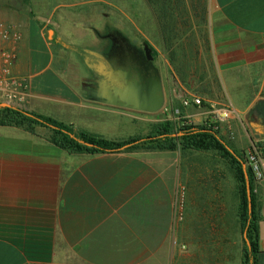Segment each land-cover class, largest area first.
I'll return each instance as SVG.
<instances>
[{
    "label": "crops",
    "instance_id": "1",
    "mask_svg": "<svg viewBox=\"0 0 264 264\" xmlns=\"http://www.w3.org/2000/svg\"><path fill=\"white\" fill-rule=\"evenodd\" d=\"M19 19L18 11L0 5V20L22 25L14 73L30 84L24 108L123 140L119 130L130 127L131 115L65 79L54 59L51 36L31 16L26 25ZM208 19L219 93L209 80L204 82L208 89L200 93L232 106L240 119L248 118L264 98V0H212ZM200 93H191L189 99ZM189 112L194 118L208 113L198 112L194 104ZM250 127L251 141L264 138L263 131ZM50 134L42 126L32 133L0 125V264L189 262L177 247L173 205L180 167L175 151L70 154L56 147ZM199 191L204 195L205 188ZM258 195V264H264V184Z\"/></svg>",
    "mask_w": 264,
    "mask_h": 264
},
{
    "label": "rangeland",
    "instance_id": "2",
    "mask_svg": "<svg viewBox=\"0 0 264 264\" xmlns=\"http://www.w3.org/2000/svg\"><path fill=\"white\" fill-rule=\"evenodd\" d=\"M211 3L212 0H31L29 7L24 0H0V5L20 13L22 19L19 21L24 25L32 10L33 19L51 36L55 62L67 80L75 75V71L66 66L74 65L75 56L65 47L73 43L78 49L96 48L94 39L84 32L96 30L97 38H105L108 29H101L100 23H96L103 13L121 17L131 30L156 48L164 76V107L156 113L120 108L131 115L130 127L119 130L122 132L120 138H127L129 134L146 135L154 124L166 120L183 125L185 119L192 124H203L211 118L235 148L246 150L254 134L247 114L243 119L223 122L217 114L232 106H225L208 95L203 94L202 98L200 93L208 89L204 84L206 80L214 86V92L219 93L209 38ZM32 36H37L34 25ZM195 92H199L202 99V104L195 105L198 112H208L203 118L189 115L192 112L184 104ZM85 130L95 133L91 128ZM174 155L180 167L179 191L173 205L179 255L187 257V264H241L244 243L239 220L238 182L228 159L218 150L179 148ZM190 186L194 188L190 190ZM200 187L205 188L204 195ZM184 263L180 258V264Z\"/></svg>",
    "mask_w": 264,
    "mask_h": 264
},
{
    "label": "trees",
    "instance_id": "3",
    "mask_svg": "<svg viewBox=\"0 0 264 264\" xmlns=\"http://www.w3.org/2000/svg\"><path fill=\"white\" fill-rule=\"evenodd\" d=\"M31 7V0H24ZM33 18V12L30 10ZM0 125L23 127L34 133L36 127L51 131L50 141L70 154H114L145 150H218L228 159L238 182L239 220L243 238L242 264H258L259 223L262 219L259 195L255 193V180L247 167L245 150L235 148L222 134L219 124L208 118L203 124H192L185 119L183 125L171 120L156 123L146 135L131 136L123 140L80 129L53 116L20 106L0 104Z\"/></svg>",
    "mask_w": 264,
    "mask_h": 264
},
{
    "label": "flooded vegetation",
    "instance_id": "4",
    "mask_svg": "<svg viewBox=\"0 0 264 264\" xmlns=\"http://www.w3.org/2000/svg\"><path fill=\"white\" fill-rule=\"evenodd\" d=\"M96 23H100L101 29H108L105 38H97L96 30L93 33L84 32L88 38L94 39L96 48L78 49L73 43L65 47L75 56L74 65L66 64L68 70L72 68L75 71V75L68 77L69 81L86 95L114 99L115 87L120 89L129 82L154 80L158 74L165 93L162 64L156 48L131 30L121 17L103 13ZM248 120L255 131L264 132L262 114H250L249 111Z\"/></svg>",
    "mask_w": 264,
    "mask_h": 264
},
{
    "label": "built area",
    "instance_id": "5",
    "mask_svg": "<svg viewBox=\"0 0 264 264\" xmlns=\"http://www.w3.org/2000/svg\"><path fill=\"white\" fill-rule=\"evenodd\" d=\"M23 39L22 25L18 22L0 20V104L24 107L30 97V84L25 77L14 73L19 57V44ZM184 104L200 105L202 99H185ZM219 120L230 123L239 119L235 108H228L217 114ZM247 167L255 180V193H259L264 184V138H255L245 150Z\"/></svg>",
    "mask_w": 264,
    "mask_h": 264
},
{
    "label": "water",
    "instance_id": "6",
    "mask_svg": "<svg viewBox=\"0 0 264 264\" xmlns=\"http://www.w3.org/2000/svg\"><path fill=\"white\" fill-rule=\"evenodd\" d=\"M114 88L115 98L96 97L103 102L123 108L139 110L147 113L159 112L165 104V93L160 76L145 79L144 82H129L125 87ZM258 112L264 116V98H261L251 108L250 114Z\"/></svg>",
    "mask_w": 264,
    "mask_h": 264
}]
</instances>
